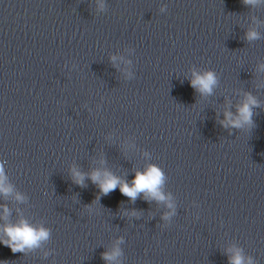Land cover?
Here are the masks:
<instances>
[{"label": "water", "instance_id": "obj_1", "mask_svg": "<svg viewBox=\"0 0 264 264\" xmlns=\"http://www.w3.org/2000/svg\"><path fill=\"white\" fill-rule=\"evenodd\" d=\"M262 66L264 0H0V239L21 219L49 230L24 252L0 243V264H230L234 249L264 264ZM209 70L201 95L190 81ZM246 94L253 125L223 127ZM149 165L165 201L89 178L131 184Z\"/></svg>", "mask_w": 264, "mask_h": 264}, {"label": "clouds", "instance_id": "obj_2", "mask_svg": "<svg viewBox=\"0 0 264 264\" xmlns=\"http://www.w3.org/2000/svg\"><path fill=\"white\" fill-rule=\"evenodd\" d=\"M243 2L245 4L255 5L259 0H243ZM246 38L249 41L255 40L259 38V34L256 31H249L246 34ZM193 77L194 78L190 81L193 89L201 95L212 94L213 88L217 85V76L213 71H205L203 74L194 72ZM258 106L257 100L251 94H246L244 102L238 106V114L233 116L232 112L227 111L224 113L225 119L220 123L223 127L232 126L234 128H241L245 125L252 126V109ZM72 176L76 184L81 186L84 185L85 175L83 173L73 168ZM89 178L98 186L100 192L104 195H107L119 187L120 192L133 202L141 193L145 194L146 199H155L157 201H165L167 199L161 192L164 174L160 168L155 165H149L143 172L137 171L131 184L108 171L101 172L100 170H94L90 173ZM4 179L3 169L0 167V193L7 195L12 189L10 186L5 185ZM17 199L22 200L23 197L18 195ZM168 207H172V205L169 204ZM4 212V218L7 219L8 209L5 208ZM133 215H135V212H133ZM4 233L7 238L0 239V243L9 247L13 253L37 248L42 241L49 238V230L43 227L36 228L24 219H21L17 224L5 226ZM231 251H233V255L230 257V264H245L244 257L239 249ZM119 255V248H115L112 252H104L102 258L105 261H114ZM247 264H252L251 259L247 261Z\"/></svg>", "mask_w": 264, "mask_h": 264}]
</instances>
